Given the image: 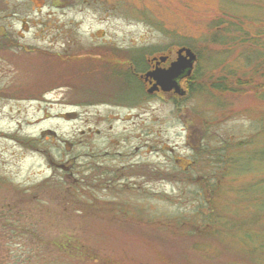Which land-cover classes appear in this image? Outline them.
<instances>
[{
	"label": "rangeland",
	"instance_id": "rangeland-1",
	"mask_svg": "<svg viewBox=\"0 0 264 264\" xmlns=\"http://www.w3.org/2000/svg\"><path fill=\"white\" fill-rule=\"evenodd\" d=\"M180 46L204 90L126 101L130 56ZM262 84L264 0H0V264H264L239 195L264 160L228 168L264 143Z\"/></svg>",
	"mask_w": 264,
	"mask_h": 264
},
{
	"label": "trees",
	"instance_id": "trees-1",
	"mask_svg": "<svg viewBox=\"0 0 264 264\" xmlns=\"http://www.w3.org/2000/svg\"><path fill=\"white\" fill-rule=\"evenodd\" d=\"M195 53L197 54V61H198L199 52H195ZM137 56H138V58H136V57L134 58L133 55L130 56V62L131 63L128 64L127 71L123 77L126 83H122V86H124L125 88L128 87L126 89L127 91L125 90L126 91L125 96H127V97L124 96L125 99L129 98L126 101H128L130 99L132 101H134V99L138 98V96L143 95L141 83L139 81H137L136 78L133 77L130 73V70H134L135 72H143L146 68L147 63L144 62V60H142V57H143L142 54L140 53ZM211 59H212L211 57H209V58L207 57V59H205V61L210 66H212V64H213V62L209 63ZM114 67H116V66H114ZM112 71H113V74H116L114 69ZM204 75L205 74L203 72L199 71V69L197 67L192 70V72L188 78V87H189L188 92H189V94L190 93L191 94L192 93H200L201 91L204 90V89H202V88H204L203 85H200V80H202L201 78ZM226 83H227L226 81L224 83H218V82L216 83L215 81H210V85L212 88L219 89V90L222 89V90L232 91L233 89H231V88L227 89L228 86ZM241 84L243 87H247V86L249 87V85H250L248 82H242ZM262 85H264V84H262ZM262 85H260V86H262ZM236 86L239 89H242L239 86V84H236ZM249 152L252 153L253 151H249ZM252 154L257 155V157L254 159V156L251 154L248 156H246V155L245 156L234 155L233 157L231 156L232 158L231 157L229 158V160H230L229 162H231L230 163L231 165L228 168L229 169H235L238 174H244L252 168L253 163H256V162L262 163L261 160H264V143L260 144L259 148L257 150H254V152ZM237 157H240V159H242L243 162L242 161H241V163L239 161L237 162V159H236ZM224 160L225 159L221 160V162H220V164H222L221 166H223L222 161H224ZM240 191L241 192L239 193V195H241L242 197H245L246 198L245 200H250V202L252 201L253 207L255 209V214L253 213V215L251 216L250 219H251V222H256L258 220V218L261 217V215L263 216V213H264V178H262L258 181H254L253 183L247 185V189L244 188V189H241ZM5 208H6L5 206L0 208L1 209L0 214L4 215L3 217L0 216L2 218V221H3V219L8 220L7 216H10L11 219L13 220L14 217H12V216H14L15 213H13V214L9 213V212L5 213V211H3V209L8 211L7 210L8 208H6V209ZM15 217H18V216L15 214ZM214 223H215L214 218H211V219L207 218L204 221V224L199 228L200 229L199 233H203L204 230H208L209 228L212 227V225H214ZM7 225H9L8 222H7ZM8 227L9 226H6V228H8ZM8 230H9V232H11L12 235L17 234V236H19V237H24L26 235V230L24 229V227L20 228V229L11 228V230L10 229H8ZM94 257H91V260H93V261L96 260L97 264H99L100 262H102L100 264H104L103 260L98 258L99 256L98 257L94 256ZM20 261H21L20 264H28V262H29L28 259L26 260V262L24 261V259H22Z\"/></svg>",
	"mask_w": 264,
	"mask_h": 264
},
{
	"label": "flooded vegetation",
	"instance_id": "flooded-vegetation-1",
	"mask_svg": "<svg viewBox=\"0 0 264 264\" xmlns=\"http://www.w3.org/2000/svg\"><path fill=\"white\" fill-rule=\"evenodd\" d=\"M181 47H183V46H180V47H178L176 49V51L174 53V56H171L170 53H164V50H162L161 52H163V53L156 54L155 56H152L150 59H147L146 60V63H147L146 64V68H145V70L143 72H135L134 70H130L131 75L133 77H135L136 80L139 81L141 83V85H142V90H143L142 99H147V98H151V97H154V96L160 97V95L166 94L168 96L169 100L172 101L173 106L176 108L177 102L180 103V105H181L183 100H185L187 98V94H189V92H188L189 91V87H188V78H189V76H183L182 75L179 78L178 83H179L180 89H182L184 91V93L182 95L178 94L177 92H175L174 89H170L168 91H164V90H162L160 88L159 85H157V88L153 89V91L149 93L148 89L153 87L154 84L156 83V81L154 79H152L151 77H146V73L147 72H151L152 70H155V69H161V70L167 69L170 66V64L173 61L176 60V58H177V50L179 48H181ZM111 48H109V49L112 50ZM108 52H110V51H108ZM96 56H98V55H96ZM196 56H197V54H196ZM135 57L138 58V56H135ZM161 58H163V60ZM196 63H197V59H196V61L194 63L193 69L195 68V64ZM113 97H115L116 101L117 100L120 101V94L119 93L116 94V95H113ZM126 99H129V98H126ZM114 105H119V104H114ZM184 130H185V134H186L184 136V148H185V151H186V149H187V139H188V134H187L188 125H187L186 122H185V125H184ZM182 159H185V158L183 157ZM182 159L178 158V157H173L172 158L173 161H182L184 163V161ZM187 165L184 166L181 170L184 171L185 169H187Z\"/></svg>",
	"mask_w": 264,
	"mask_h": 264
},
{
	"label": "water",
	"instance_id": "water-1",
	"mask_svg": "<svg viewBox=\"0 0 264 264\" xmlns=\"http://www.w3.org/2000/svg\"><path fill=\"white\" fill-rule=\"evenodd\" d=\"M163 60V58H161ZM197 56L193 50L187 47H181L177 50V58L173 61L167 69H155L146 73V77H151L156 81L153 87L148 89L152 92L157 88V85L164 91L174 89L178 94H183L184 91L180 89L179 78L183 76H190Z\"/></svg>",
	"mask_w": 264,
	"mask_h": 264
}]
</instances>
